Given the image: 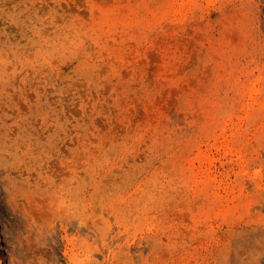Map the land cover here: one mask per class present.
<instances>
[{
    "label": "rangeland",
    "instance_id": "1",
    "mask_svg": "<svg viewBox=\"0 0 264 264\" xmlns=\"http://www.w3.org/2000/svg\"><path fill=\"white\" fill-rule=\"evenodd\" d=\"M27 2L0 0V152L35 191L6 177L0 264L33 237L64 264H264V6ZM145 148L164 163L122 177Z\"/></svg>",
    "mask_w": 264,
    "mask_h": 264
},
{
    "label": "clouds",
    "instance_id": "2",
    "mask_svg": "<svg viewBox=\"0 0 264 264\" xmlns=\"http://www.w3.org/2000/svg\"><path fill=\"white\" fill-rule=\"evenodd\" d=\"M24 8H28L29 4L27 0H21ZM90 0H83L84 5H87ZM247 3L259 4L264 6V0H246ZM75 5L76 0H72ZM78 14L87 15V11L84 8H79ZM264 14V13H262ZM164 163L163 156L150 151L145 148L141 151L140 155L135 160L127 161L123 168L125 171L121 172L122 177L134 175L139 168L142 171H150L152 168L160 167ZM12 165H15L13 167ZM7 176H13L17 181L16 194L19 197H25L28 194L35 191L32 187V181L27 179V173L23 167L16 165L15 160L12 159L10 154L0 152V209L6 207L5 201L7 199L8 181ZM59 179V176L57 177ZM43 191V190H41ZM5 213H0V233L7 238V244L0 242V247H8L9 242L15 239L19 233L21 225L18 220L14 219V214L10 209L6 208ZM5 219L10 221L5 223ZM57 241L59 237H56ZM58 243L49 241L48 246L41 247L35 242V238L31 241L22 243L17 247L16 256L18 257L20 264H40L41 259L46 261V264H64L63 253ZM0 255H4V252L0 250ZM7 264V261H6Z\"/></svg>",
    "mask_w": 264,
    "mask_h": 264
}]
</instances>
